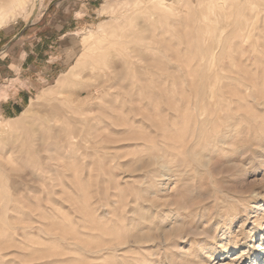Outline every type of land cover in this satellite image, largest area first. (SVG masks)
I'll use <instances>...</instances> for the list:
<instances>
[{
	"label": "rangeland",
	"instance_id": "374dc122",
	"mask_svg": "<svg viewBox=\"0 0 264 264\" xmlns=\"http://www.w3.org/2000/svg\"><path fill=\"white\" fill-rule=\"evenodd\" d=\"M163 1L7 3L0 264H264V0Z\"/></svg>",
	"mask_w": 264,
	"mask_h": 264
},
{
	"label": "crops",
	"instance_id": "0c3cea01",
	"mask_svg": "<svg viewBox=\"0 0 264 264\" xmlns=\"http://www.w3.org/2000/svg\"><path fill=\"white\" fill-rule=\"evenodd\" d=\"M22 31L9 36L8 32L0 29V92L8 88L7 91L5 90L8 97L0 100V114L3 113L9 117L22 109L29 92L27 89H15L12 92L9 87L10 81L24 77L31 59V54L28 55L25 50L29 53L32 51L28 50L26 45L21 44L15 51V41L23 38Z\"/></svg>",
	"mask_w": 264,
	"mask_h": 264
},
{
	"label": "bare ground",
	"instance_id": "6f19581e",
	"mask_svg": "<svg viewBox=\"0 0 264 264\" xmlns=\"http://www.w3.org/2000/svg\"><path fill=\"white\" fill-rule=\"evenodd\" d=\"M9 1H12V4L13 3H15V1L16 0H0V25H3L4 23H3V19H4V17L6 16V14L8 13V6H7V3L9 2ZM153 1V0H152ZM134 2V1H133ZM132 2V3H133ZM137 2V1H136ZM136 2H134V4L136 3ZM151 2V1H150ZM154 2H155V6H158V7H166V6H164V1L163 0H154ZM139 3V2H138ZM140 4V3H139ZM137 3H136V7H137ZM146 5V4H145ZM149 7V6H148ZM144 8V7H143ZM154 8V7H153ZM157 8V7H156ZM158 9V8H157ZM182 10V9H181ZM146 11V10H145ZM153 11H154V9H153ZM163 11V10H162ZM165 11V10H164ZM135 13V12H134ZM146 13V12H145ZM135 14H137V13H135ZM169 14V13H168ZM149 15V14H148ZM114 17V16H113ZM117 17V16H116ZM148 17V16H147ZM114 19V18H113ZM115 19H117V18H115ZM122 19V18H121ZM117 21H118V19H117ZM158 21V20H157ZM172 23V22H171ZM138 26V25H137ZM143 26V25H142ZM137 33V32H136ZM132 38V37H131ZM137 38V37H136ZM127 39V38H126ZM129 39V38H128ZM101 41V40H100ZM132 41V40H131ZM161 41V40H160ZM149 42V41H148ZM114 43V42H113ZM116 43V42H115ZM115 43H114V45H115ZM118 44V43H117ZM116 44V45H117ZM120 44H123V43H120ZM166 44V43H165ZM125 45V44H124ZM136 45V44H135ZM128 46V45H127ZM137 46V45H136ZM253 46V45H252ZM251 46V47H252ZM255 46V45H254ZM132 47V46H131ZM134 47V46H133ZM138 47V46H137ZM115 48H116V46H115ZM118 48H121L120 46H118ZM122 48H124V47H122ZM253 48V47H252ZM252 48H251V50H252ZM256 48V47H255ZM128 49V48H127ZM137 48H135V50H136ZM142 49H144V48H142ZM264 49V48H263ZM99 50V49H98ZM134 50V51H135ZM122 51V50H121ZM263 51V50H262ZM98 52V51H97ZM120 52V51H119ZM140 52V51H139ZM252 52V51H251ZM253 53V52H252ZM137 54V53H136ZM141 55V54H140ZM100 57V56H99ZM103 57V56H102ZM131 58V57H130ZM139 58V57H138ZM96 59V58H95ZM105 60V59H104ZM102 62V61H101ZM103 63H105V62H103ZM252 64H254V63H252ZM262 64V63H261ZM260 63H259V65H261ZM99 66H100V64H99ZM110 66V65H109ZM102 67V66H101ZM111 67V66H110ZM89 70V69H88ZM116 70V69H115ZM117 71V70H116ZM251 74H249V76H248V78H247V80H248V82H247V86L251 89L250 91H251V93H250V98L255 102V104L256 105H264V93L263 94H261L259 97L256 95V93H255V86H256V79L258 78V76L256 77V74H255V72L253 73V72H250ZM261 73H263V72H261ZM108 74V73H107ZM86 75H88V74H86ZM94 75V74H93ZM99 75V74H98ZM264 75V74H263ZM100 77V76H99ZM83 78V77H82ZM85 78V77H84ZM62 81H64V77H61V78H59L58 79V82L59 83H61ZM99 86V85H98ZM88 87V86H87ZM89 89V88H88ZM76 91V90H75ZM249 91V92H250ZM61 92H62V90H61ZM89 93H91V90H89L88 91ZM68 94V93H67ZM70 94V93H69ZM77 94V93H76ZM105 94V93H104ZM71 95V94H70ZM73 95V94H72ZM75 95V94H74ZM91 96V95H90ZM75 97H76V95H75ZM78 97V96H77ZM76 97V98H77ZM251 101V100H250ZM77 102V101H76ZM253 103V102H252ZM52 104H53V102H52ZM88 104V103H87ZM86 104V105H87ZM90 104V103H89ZM52 107V106H51ZM87 108V107H86ZM81 109H83V108H81ZM84 110H85V108H84ZM86 110H90V109H86ZM61 112V111H60ZM94 112V111H93ZM91 113V112H90ZM61 115V114H60ZM59 115V116H60ZM65 117H66V119H72L73 121H74V119H73V117H71V118H69V116L68 115H64ZM75 118V117H74ZM56 120V119H55ZM57 120H59V119H57ZM57 122V121H56ZM59 122V121H58ZM76 122V121H75ZM65 124H67V123H65ZM53 128V127H52ZM75 129V128H74ZM78 129V128H77ZM70 130V131H69ZM68 130V135L67 136H69V138L70 139H73V138H76L77 137V132L76 131H74L73 130V128L72 129H69ZM63 140V139H62ZM74 141V140H73ZM63 142V141H62ZM76 145V144H75ZM200 158V157H199ZM196 165V164H195ZM164 171H166V170H164ZM168 172V171H167ZM169 173V172H168ZM160 174V173H159ZM160 175H162V174H160ZM166 178V177H165ZM170 202V201H169ZM143 218V217H142ZM139 234H140V232H139ZM135 237H136V235H131V237L129 238V240L131 241L132 239V241L133 242H137V240L135 239ZM138 237H139V235H138ZM142 237H140V239H141ZM263 246V245H262ZM261 247V246H260Z\"/></svg>",
	"mask_w": 264,
	"mask_h": 264
}]
</instances>
